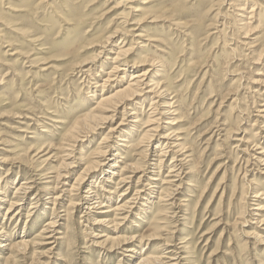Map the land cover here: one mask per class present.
<instances>
[{
	"label": "rangeland",
	"instance_id": "obj_1",
	"mask_svg": "<svg viewBox=\"0 0 264 264\" xmlns=\"http://www.w3.org/2000/svg\"><path fill=\"white\" fill-rule=\"evenodd\" d=\"M108 36L127 50L129 66L146 63L138 70L166 91L160 99L138 97L130 108L136 120L96 108L135 69L122 67L115 77L121 88L111 93L94 88L110 61L100 54L85 70ZM263 66L264 0H0V244L7 245L0 264H137L150 256L161 264H264V90L251 83L264 79ZM93 115L111 121L95 128ZM150 117L155 122L145 128ZM166 134L179 140L176 192L161 187L171 171L167 157L157 193L151 201L142 196L133 215L123 220L114 211L127 185L112 189L111 203L104 202L110 208L86 209L95 201L84 199L87 189L112 188L103 182L107 167L78 185L98 160L102 137L111 136L107 159L119 150L143 169ZM21 185L30 189L15 193ZM22 240L27 247L16 248Z\"/></svg>",
	"mask_w": 264,
	"mask_h": 264
},
{
	"label": "bare ground",
	"instance_id": "obj_2",
	"mask_svg": "<svg viewBox=\"0 0 264 264\" xmlns=\"http://www.w3.org/2000/svg\"><path fill=\"white\" fill-rule=\"evenodd\" d=\"M249 12L252 13V11H249ZM250 18H252V17H250ZM248 29H246V30H248ZM116 33H118V32H116ZM109 37L110 36H108L106 38V40H107L106 42L104 41L105 42V45L101 47L103 49L98 54H96V56L94 57L95 60L91 63V67L89 68V71L88 70H85V71H87L86 74L92 71V70L90 71V69L94 66V63L99 62L98 59H99L100 54H103L104 56L106 55V57L104 58V60H106V61L109 60L110 61L109 65H110L111 68H110V70L107 73H104V71L99 70V72L102 75H104V76H101V77H105V79L101 80V78H98L99 75H95V78L100 79V81L102 82L100 84H102V85H97L98 82H96L94 88L95 89L102 88V91H104L106 93H111L112 91H114V89L116 87H119V85H120V82H116L115 77H118V74H120L122 71H124L122 67H127V69H130V67H132V68H135V69H134V72L131 73L130 80L128 81L126 87L123 88V89H119V90L111 93L107 97H103L100 100V103H98V106L96 108L97 109H100L102 111V114H108V113H112V112L113 113H118L119 110H121V112L123 114H125L126 112H129V113H126V116L128 118H132V119H135L136 120V118H137V116H136L137 115V112L133 108L132 109H130V108L133 107L134 104H132V103H134V101H137L138 97H140V98L142 97L144 99L147 98V97H151V99H154V98H159L160 99V98L165 97L166 91L165 90L161 91L162 90V87H160L158 84L152 82V80H148V78H149L148 77V70H138V68L144 66V64H146V63H141V64L139 63V64H137V63L134 62L133 64H131L129 66V62H127L126 61V58H125L126 55H127V50L118 49V46H116L114 44V42H110V38ZM134 38L144 39L143 38V35H141V34L134 35ZM135 42H137V41H135ZM122 43H123V41H121V44ZM114 50H117L116 54H114L115 57L108 58L109 54L112 55L113 52H114ZM259 60H260V58H259ZM86 64L87 63H85L83 65H86ZM123 73H126V71L123 72ZM86 74H84V75H86ZM259 75L260 74H257V76H259ZM86 77H87V75H86ZM123 80H124L123 78H120V81L121 82H123ZM251 83L254 84V85H258V88L263 87L262 90H264V79L263 78H260L259 77V79L253 80ZM119 88H121V86ZM108 90L111 91V92H108ZM262 93H264V92L262 91ZM152 105L153 104L151 103L150 106H152ZM166 107L170 108L172 106L170 104H168V106H166ZM153 108H154V106H152L148 110H150V109L153 110ZM154 110H155V108H154ZM162 110H165V109H162ZM166 110H168L167 111V113H168L169 112V109H166ZM154 112L155 111H153L151 113H154ZM156 112H155V115H156ZM261 113H264V111H262ZM167 115H172V113L167 114ZM173 115H176V114H173ZM110 116L103 117L102 115L101 116H99V115H93L90 118L94 121V123H92V124L96 128L98 126L95 124V122H98V123L100 122V123L104 124L107 121H111V117ZM263 117L264 116L261 115V118H263ZM150 118L151 119H148L144 123V126L146 125L145 128L148 127V126H150V125H152V124H149V123L155 122L154 119H152V117H150ZM134 123L137 124L138 122L137 121H134ZM120 125H121V123H119V126ZM97 129H99V128H97ZM93 130H94V127H90V131H87V132L92 133ZM113 132H114V130H112L109 133H113ZM149 132H155V129H149L148 131H146L144 133V135H146V137H148V138L153 137V136H150L151 134H149ZM115 133H119L120 134V132L118 130H115ZM154 134L157 135L156 133H153L152 135H154ZM77 135H78V133L75 134V136H77ZM75 136H73V135L71 136V138H72L71 140L72 141L73 140H76V141L78 140L77 137H75ZM85 136H87V135H85ZM110 137L111 136L102 137V141H104L106 144H105L104 147H102L101 149L98 150V153H96L97 156L95 158H98V160L97 161L90 162L89 166H87L84 169V171L82 172V174H84V177H80L79 178V180H78L79 184L78 185H81V183L84 182V180L86 179V175L88 174V172L91 173V172L95 171L96 169L97 170H102L103 167H107L108 169H110V171L107 172L108 175H110V177L104 178L103 179V182H104V184L105 183H109L110 185H112V188H110L108 186L107 187H103L101 189L102 193L100 194L99 192L96 191V188L99 187V183H96L95 185H93V189H95V191H92L91 192L90 189H87V191H85V192L88 193L89 196H87L84 199H86V201H88V202L91 201V200H94V199H95V201L90 202L91 204L89 206H91V207L88 206V208H86V209L89 210V212H91L92 209L110 208L109 206H106V204H104V202L111 203L112 198H113V196H111V195H114L115 194V192H113L112 189H114L115 187H118V186H121V188H123L125 185H127V188L125 190H123L122 193L119 194L118 199H117L118 201L114 203V204H116L115 207H114V211L115 212H117L118 214H122V215L126 214L125 217L123 218V220H124L129 215H133V211L136 209V205L138 204L139 200H141L142 196H148V198H147L148 201H151L152 200L151 198L153 197L152 194L154 193L155 190H156L155 194L157 193V190L159 188L157 185H158V181H160L159 177H160V174L162 172L163 167H165V162L167 160V157H170V163L168 164L170 166L169 167L170 170L172 168H175V166H176L175 164L179 160H177L178 154L176 153V151H174L175 152L174 153L173 150H174V148L177 147L176 149H178V147H179L178 146L179 144H176V141L178 140V138L175 137V135H173L174 141H171V139L173 140L172 134H166V135H163L162 137H160V139H162V141L158 142L157 146L162 145L161 146L162 149L158 153V156L157 155L156 156L154 155V154H157V152L159 151L158 150V147L155 146L153 148V151H150V154H153L152 155L153 159L152 160L151 159L149 160V157H151V155L145 153L146 154L145 155L146 160L144 161L145 162V165H144V168L141 169V168H137L132 163V161L130 160L131 159V155H126L125 157H121V154L119 153V150H117L115 152V154L112 155L113 156V159L112 160L107 159L106 154L112 148L111 144H109L110 143V139H111ZM122 141H125V140H122ZM102 144H104V143H102ZM118 146L119 147H122V148H125L126 150H128L130 148V146L127 147L123 143H121ZM181 149H182V147H181ZM148 151H149V145H148ZM39 153H41V152H39ZM179 155H180V153H179ZM154 157L156 159H154ZM252 157H254V156H252ZM187 158H188V156H187ZM120 159H121V161H120ZM258 161H259V163H261V165H264V151L263 152H260V157H258ZM109 163H111V164H109ZM118 163H120V166L118 165ZM121 164H122V168H121ZM61 166H62V164H61ZM64 166H65V169L66 168L68 169V168L72 167V162L65 163L63 165V167ZM177 166H178V164H177ZM63 167H61V168H63ZM150 167L152 168V171L153 172H151V171L150 172H146V170L148 171V169ZM117 170H119V171L117 172ZM65 171H67V170H65ZM176 171L171 170V171L168 172V175L165 176V178H167V179H165V178L162 179L161 187H163V185H167V187L168 186H175L173 184V183H175L173 181L174 179H176L175 181H181V176L179 174L180 172L178 173ZM182 172H183V170H182ZM139 173H141V175H139V177L136 178V183L137 184H136L135 191L129 197V196H127V191L130 189L131 183L133 182V180L135 179V177ZM61 174H58L56 176V178H58V179H56V181L59 180V178L65 177V174L64 173H63L64 176H62ZM100 177L102 179V176H100ZM116 179H117V181L113 183L112 180H116ZM60 182H61V179H60ZM143 182H145L144 185H143ZM57 184L58 183H56L55 185H57ZM22 185H24V184L22 183ZM22 185L15 191V193L18 191V193L21 192V193H24L25 194L26 193V189L27 190L30 189V187H28V188L24 187L23 188ZM178 188H179V184L177 186H175V189H176L175 192L177 191ZM73 189H74V187H73ZM73 189H71V190H73ZM164 189L162 190L163 192L165 190H167V189H165V190ZM169 191H167V192H169ZM143 193H145V194H143ZM166 194H167V196L168 195H171V197H172V194H169V193H166ZM102 197H103V201H101V198ZM165 197L166 196H164L163 198H165ZM254 197L255 198H259L260 196L258 195V196H254ZM167 199H169V198H167ZM165 200H166V198H165ZM12 205H14V204L11 203L10 204V208H11ZM94 205H96V207ZM33 208H35V207H31V209H33ZM256 209L259 210L261 208L260 207H257ZM7 211H9V210H7ZM109 212H111V211L108 210V211L103 212V213H109ZM51 220H53V217L51 218ZM102 222H105V221H98L96 223H99L100 224ZM47 226H48V228L46 230H44V232H43L44 234H46V233L48 234L47 230L49 228H51V229L54 228L56 226V222L55 221H52ZM4 236L5 235H3V231H1L0 232V237H4ZM49 237L50 236L47 235V237L44 238V239H49ZM132 241H134V238H128V239H125L124 240V243L125 242H127V243L128 242H132ZM122 243H123V241H122ZM41 244L42 245H48V244H45V243H41ZM27 245H28V242H25V241L22 240V242H19L18 244H16V248L23 249V247L26 248ZM6 246H7L6 243L5 244H0V248H5ZM110 250H112V247H110ZM125 252H131V253H133L134 251H133V249L130 248V249H126ZM161 263H162V261H159V258H156V257L153 258V257L150 256V257L140 258V260L138 261L137 264H161Z\"/></svg>",
	"mask_w": 264,
	"mask_h": 264
}]
</instances>
